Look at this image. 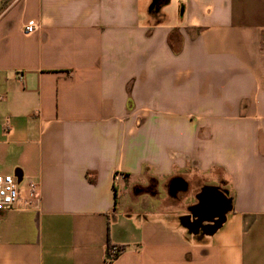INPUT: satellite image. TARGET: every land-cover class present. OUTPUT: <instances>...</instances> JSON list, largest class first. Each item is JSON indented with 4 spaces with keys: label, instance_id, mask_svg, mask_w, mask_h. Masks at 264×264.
Here are the masks:
<instances>
[{
    "label": "crops",
    "instance_id": "1",
    "mask_svg": "<svg viewBox=\"0 0 264 264\" xmlns=\"http://www.w3.org/2000/svg\"><path fill=\"white\" fill-rule=\"evenodd\" d=\"M153 1L0 0V264H264V0Z\"/></svg>",
    "mask_w": 264,
    "mask_h": 264
},
{
    "label": "built area",
    "instance_id": "2",
    "mask_svg": "<svg viewBox=\"0 0 264 264\" xmlns=\"http://www.w3.org/2000/svg\"><path fill=\"white\" fill-rule=\"evenodd\" d=\"M36 30V24L34 21L28 22L24 26L25 33H33ZM0 98L4 96L0 95ZM30 191L29 203H32L33 199L37 197L38 185L33 181L28 182ZM20 199V188L16 177L13 174L0 173V211L7 210L14 206V204ZM122 251V248L118 244H111L107 249L108 260H114Z\"/></svg>",
    "mask_w": 264,
    "mask_h": 264
},
{
    "label": "water",
    "instance_id": "3",
    "mask_svg": "<svg viewBox=\"0 0 264 264\" xmlns=\"http://www.w3.org/2000/svg\"><path fill=\"white\" fill-rule=\"evenodd\" d=\"M156 0L152 2V4L149 7V10L152 11L154 9H160V6H156ZM170 193L174 194L176 191L184 188L187 189V183L182 178H175L170 183ZM227 201L229 202V206H226ZM204 204L206 206V209H204L207 213H214L213 209H216V214L213 216V218H209V220L212 221L209 226L211 227L210 233L215 232L226 220L227 212L231 209L230 204V198H228V191L225 190H218L217 193H215V199L214 198H207L206 201H204ZM217 206H220L217 208ZM203 211V210H202ZM208 220V219H205ZM204 219H199L197 223H202L205 221Z\"/></svg>",
    "mask_w": 264,
    "mask_h": 264
}]
</instances>
